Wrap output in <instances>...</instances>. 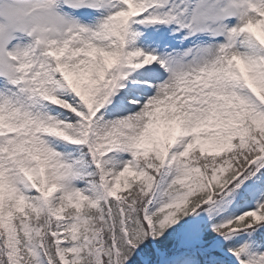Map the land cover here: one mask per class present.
I'll use <instances>...</instances> for the list:
<instances>
[{"label":"snow or ice","instance_id":"6c2138e0","mask_svg":"<svg viewBox=\"0 0 264 264\" xmlns=\"http://www.w3.org/2000/svg\"><path fill=\"white\" fill-rule=\"evenodd\" d=\"M0 264H264V0H0Z\"/></svg>","mask_w":264,"mask_h":264}]
</instances>
